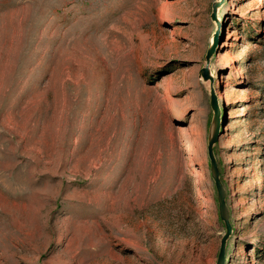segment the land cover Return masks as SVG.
I'll return each mask as SVG.
<instances>
[{
  "label": "rangeland",
  "instance_id": "obj_1",
  "mask_svg": "<svg viewBox=\"0 0 264 264\" xmlns=\"http://www.w3.org/2000/svg\"><path fill=\"white\" fill-rule=\"evenodd\" d=\"M212 89L224 264H264V0H0V264H216Z\"/></svg>",
  "mask_w": 264,
  "mask_h": 264
},
{
  "label": "water",
  "instance_id": "obj_2",
  "mask_svg": "<svg viewBox=\"0 0 264 264\" xmlns=\"http://www.w3.org/2000/svg\"><path fill=\"white\" fill-rule=\"evenodd\" d=\"M221 2H215L213 4V12H212V18L215 20L217 18V10L218 7L220 6ZM214 52V47H211L208 51L207 54V60L208 58L212 55V53ZM201 74L203 75V77L205 79H211L210 76V72L208 70V68H204L201 71ZM211 105L212 108L214 110V118L212 121V129H211V133L208 139V155L210 158V170H211V176L215 182V186L217 189V200H218V204H219V214H220V218L221 220L225 223V227H226V233L224 234L223 238H222V243H221V247H220V251H219V255H218V259H217V263L216 264H224L225 261V257H226V242L232 232V228H231V224L229 221L230 215H229V211H228V207L226 205V193L225 190L223 188V185L221 183L220 180V170H219V165L218 162L215 158L214 155V151H213V147L215 142L218 139L219 133H220V117H219V108L217 105V100H216V95L214 93V90H211Z\"/></svg>",
  "mask_w": 264,
  "mask_h": 264
},
{
  "label": "bare ground",
  "instance_id": "obj_3",
  "mask_svg": "<svg viewBox=\"0 0 264 264\" xmlns=\"http://www.w3.org/2000/svg\"><path fill=\"white\" fill-rule=\"evenodd\" d=\"M219 98L221 99V96Z\"/></svg>",
  "mask_w": 264,
  "mask_h": 264
}]
</instances>
